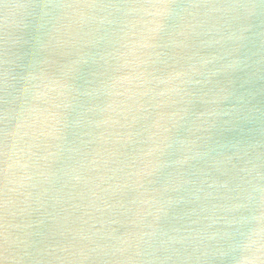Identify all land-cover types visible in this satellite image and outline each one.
<instances>
[{
	"label": "water",
	"instance_id": "obj_1",
	"mask_svg": "<svg viewBox=\"0 0 264 264\" xmlns=\"http://www.w3.org/2000/svg\"><path fill=\"white\" fill-rule=\"evenodd\" d=\"M0 264H264V0H0Z\"/></svg>",
	"mask_w": 264,
	"mask_h": 264
},
{
	"label": "snow or ice",
	"instance_id": "obj_2",
	"mask_svg": "<svg viewBox=\"0 0 264 264\" xmlns=\"http://www.w3.org/2000/svg\"><path fill=\"white\" fill-rule=\"evenodd\" d=\"M57 7H71L72 5H56ZM94 4H83V7H96Z\"/></svg>",
	"mask_w": 264,
	"mask_h": 264
}]
</instances>
